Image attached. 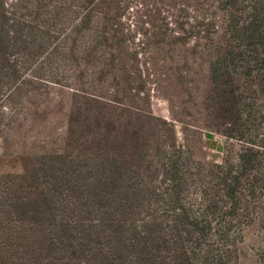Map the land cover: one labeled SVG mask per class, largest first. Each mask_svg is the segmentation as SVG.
<instances>
[{"label": "rangeland", "instance_id": "374dc122", "mask_svg": "<svg viewBox=\"0 0 264 264\" xmlns=\"http://www.w3.org/2000/svg\"><path fill=\"white\" fill-rule=\"evenodd\" d=\"M246 10L242 0H0V264H181L180 246L193 260L214 251V230L193 246L174 200L205 213L214 182L192 166L236 163L246 146L258 154L226 264H264V66L220 63Z\"/></svg>", "mask_w": 264, "mask_h": 264}, {"label": "trees", "instance_id": "16d2710c", "mask_svg": "<svg viewBox=\"0 0 264 264\" xmlns=\"http://www.w3.org/2000/svg\"><path fill=\"white\" fill-rule=\"evenodd\" d=\"M236 1L233 0V3L235 4ZM242 4L247 10L239 13V18L235 17V20L230 24L229 36L233 38L235 44L227 47L226 55L220 63H229L230 60L234 61L236 58L250 59L251 57L263 67L264 52L261 54L257 48L260 46L263 48L264 45V0H242ZM257 154V149L246 146L238 153L236 163L233 161L215 162L204 169L199 166H192L194 170L196 169L194 175L202 178L205 176L212 180L210 182H214L212 188L216 191V196L210 197L204 206L203 212L205 211L206 214L199 213V211L195 212L196 205L194 206L192 202L181 203L179 198H175L174 203L179 204L176 206L175 213L178 216V222L180 221L182 226L186 228L189 235L197 233L198 237L193 246H201L203 239L211 230H214L216 242L213 244L214 251L207 250L204 255L195 260L189 256L184 246H180L178 260L181 264H196V261L201 264H226L229 261L232 255V249L228 247L232 241L229 232L236 226L234 217L241 202L239 193L244 194L240 192V188L245 187L242 176L253 165ZM172 161L170 169L166 170V174L169 175H166V178L169 180L167 183L168 194L174 198V196L176 197L175 193L183 186L180 181L181 168L176 160ZM257 185L261 186L259 176L253 174L247 186L253 192ZM202 192H206L205 188L202 189ZM153 194L160 197V194L155 190H153ZM221 202L228 204L219 207ZM215 210L219 211L215 220L218 223L217 226H213V218L210 217L211 211L214 212ZM236 222L239 223V220Z\"/></svg>", "mask_w": 264, "mask_h": 264}]
</instances>
